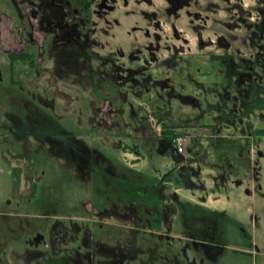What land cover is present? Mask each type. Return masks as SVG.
<instances>
[{"label":"flooded vegetation","instance_id":"obj_1","mask_svg":"<svg viewBox=\"0 0 264 264\" xmlns=\"http://www.w3.org/2000/svg\"><path fill=\"white\" fill-rule=\"evenodd\" d=\"M175 1L186 8L183 0H167L172 9ZM225 2L228 19L216 41L222 54L210 55L220 64V78L205 85L189 75L191 89H178L180 94L170 76L149 73L154 66L166 74L165 67L172 65L178 78L192 65L181 57L183 49L161 47L157 31L162 27L155 12L144 14L146 27L155 30L145 37L143 33L147 43L125 46L114 41L120 22L111 16L129 0H0V59L8 67L10 95L8 102L0 100V138L6 142L0 158L23 178L18 195L31 205L41 200L29 213L14 210L0 216V264L220 263L227 250L221 237L226 212H212L208 220L190 227L176 217L189 205L207 203L210 194L212 203L222 204L231 184L240 200L259 196L246 187L249 167L234 173L230 156L222 151L206 180L198 165L208 156L204 146L224 144L245 165L251 159L246 138L258 132L254 117L264 121V0L251 5ZM204 44L198 35L199 49L212 45ZM4 79L0 69V81ZM148 93L162 107L139 115L131 99ZM14 98L20 101L13 104ZM69 115L78 122L76 130ZM149 116L161 124L156 136L149 133ZM84 128L96 137L108 133L113 144L105 149L112 152L124 148L128 128L137 129L142 136L131 140L142 141L162 159L103 156L92 145L94 139L82 137ZM179 135L186 141L197 138L200 150L190 151L186 144L178 153ZM60 174L72 179L67 195L53 186L39 188L43 179L47 184ZM177 182L183 186L166 188Z\"/></svg>","mask_w":264,"mask_h":264},{"label":"rangeland","instance_id":"obj_2","mask_svg":"<svg viewBox=\"0 0 264 264\" xmlns=\"http://www.w3.org/2000/svg\"><path fill=\"white\" fill-rule=\"evenodd\" d=\"M231 1L238 3H242L243 1L245 4L251 5L254 0ZM82 2H84V0H82ZM141 2V0H129L128 6L121 4L117 8L118 12L111 16L112 18L116 16L115 18L120 22V26H118L116 29V38L114 40L116 43L125 46H130L129 42L133 44L132 46H136L139 43H147V39L144 38L143 40V33L145 37L147 31L152 34L155 30L151 25L150 28L146 27H149V25L144 22V14L145 12L150 11L155 12L162 27L159 29V31H157L161 36V47H174L175 49L178 48L179 50L183 49L184 51L181 54V57L186 58V60L189 59L192 62V65L187 67L183 73V76L178 78L174 77L176 72L173 71L172 65H170V67H165L167 75L164 73V71L157 70L158 68H155L154 66L150 69L149 73L153 74L155 78H164L165 76L168 78L171 77V82L176 85L177 90L184 87V89L187 91H190V85L193 84L189 79V75L197 82H204L205 85H208L211 83V81H215L220 78V75H218L220 64L217 61L211 60L210 55L222 54V49L221 47L216 46V41L223 34V28H225L223 23L228 19V14L226 12L227 4L225 0H183L182 4L185 5L186 8H181L182 6L179 5L180 3L175 1L173 9L167 0H152L151 5H147L145 3L142 4ZM168 7L170 8V13L167 11ZM176 9L180 10L176 11ZM114 21H112V33H115L114 29L117 26L115 25L116 23ZM131 26L133 28L130 29ZM128 29L129 35H127ZM198 35L199 38L205 43L204 45H208L210 43H212V45L210 47L208 46L207 48L202 47V49H199ZM142 40L143 42H141ZM116 46L118 48L120 45ZM0 69H2L5 77L3 82L0 81V100L8 102L10 97L8 94V67L6 63L1 62V59ZM202 72H206L207 75L201 76ZM177 90V93L182 94L180 90ZM69 92L74 95V92H77V89L72 86L69 88ZM15 101L18 102L20 99L14 98L12 103L14 104ZM177 101L178 100L176 99L174 100V106H178ZM213 101H215V97H213ZM70 107L73 109L76 107V104L71 102ZM131 107L139 115H150L151 110L156 109L157 107H162V103L156 101L155 95L153 93H148L142 98L131 99ZM256 117H254V121L257 122L256 131L258 132H255L252 136H250V138H246V140H248L247 147L251 150V159L243 161L245 165H243L242 162L236 158L237 154L229 152L227 149V146L229 145L227 144H224L219 148H214L212 146L207 148V145L204 146L205 143H203V146L208 150V156L203 158L202 161H198L199 169L202 171V178H208L209 175L207 173H212L213 171L211 164L218 162L220 159L219 152L222 151V156H230V164L236 168L234 173H243L245 172L246 167H249V171H252V173L251 175H248V177H244L248 179L247 181L245 180L246 187L254 189L256 194L259 195L254 197L251 196L252 199H249V201L246 198L240 200L241 197L234 195V193L238 192L236 186L234 187L231 184L230 191L227 192L229 196L226 198V200L224 199L225 201L222 204L219 201L212 203V194L207 196V203H210V207L214 206V210L226 212V217L224 218V223L222 226L223 231L221 237L223 242L227 245V250L220 259L219 264H264V121L259 122L258 118ZM67 120L70 126L76 130L77 127L75 125H77L78 122L76 121L75 117L69 115ZM148 123L150 125L148 127L149 133L153 136H156L160 132L161 124L155 121V119L151 116H149ZM87 130V128H84V134L82 137L89 142L94 139L92 145L103 156L115 157L117 158L115 160L118 161L120 159L121 161L126 160L125 158L131 160L137 156H140V154L146 158V161L156 162L158 157L162 159L163 155L159 154L155 149L153 150L150 147L145 148L142 141L138 140L142 136L143 132H140L137 129L128 128L123 137L124 148L117 149L114 152L108 151L109 149H105L109 145L113 144L110 140H108V133H106L104 136L96 137V135H88L86 133ZM178 133L184 134L185 132L183 130L179 131ZM190 134H192V132ZM194 134H192V136ZM77 135H80V133L77 132ZM135 135L138 137V139L131 140V138ZM238 138L239 134L236 131L234 133V139ZM252 138L254 139L252 140ZM197 141V138L192 140L188 136L186 141L188 150H200L199 145L201 142ZM4 144H6V142H3L2 138H0V152L4 150ZM236 148H238L237 144H231L232 150H235ZM259 152H262L263 155L260 156ZM240 153H242V151ZM141 169L145 172L148 171L147 168ZM229 171H233V169H229ZM149 175L152 177L151 174ZM241 178L244 179L243 177ZM22 181L23 178L15 175L13 172V166L7 161L3 160V158H0V216L7 212H13L14 210H17L19 214L26 212L29 213L34 206L41 202V200H38L39 193L36 198L38 203L37 201H32V205L26 203L25 197L22 198V196L18 195L19 192H22V189L19 190L18 188ZM42 185L44 188H46V185L48 187L53 186L54 188H57L58 192H65L67 195V193L70 192L69 188L72 185V179L64 177L60 174V177H57V179H55V176H52L51 180L47 184L45 179H43L39 185V188L42 187ZM167 186L168 187L166 188H179L183 185L180 184V182H177L174 184V187L172 185ZM55 202L56 201H54L53 204H56ZM197 204L201 205L202 202H197ZM59 213L60 211H58V214ZM35 221L36 217L34 214H32V224ZM233 250H241L245 252L246 255L235 254Z\"/></svg>","mask_w":264,"mask_h":264},{"label":"crops","instance_id":"obj_3","mask_svg":"<svg viewBox=\"0 0 264 264\" xmlns=\"http://www.w3.org/2000/svg\"><path fill=\"white\" fill-rule=\"evenodd\" d=\"M213 208L214 206L210 207V203L208 204L205 202H202V204L198 205L197 207H193V205H189L186 208L183 215H181L180 213L178 214V216L176 217V220L182 217L184 222H186L189 225V227L196 226L201 221L208 220L209 217L212 216V212H215V211L218 212L217 210H214Z\"/></svg>","mask_w":264,"mask_h":264},{"label":"built area","instance_id":"obj_4","mask_svg":"<svg viewBox=\"0 0 264 264\" xmlns=\"http://www.w3.org/2000/svg\"><path fill=\"white\" fill-rule=\"evenodd\" d=\"M186 146V138L183 135H179L175 138V148L178 153H183Z\"/></svg>","mask_w":264,"mask_h":264}]
</instances>
